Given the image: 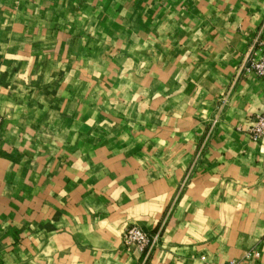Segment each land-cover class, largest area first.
Returning <instances> with one entry per match:
<instances>
[{
  "label": "crops",
  "instance_id": "1",
  "mask_svg": "<svg viewBox=\"0 0 264 264\" xmlns=\"http://www.w3.org/2000/svg\"><path fill=\"white\" fill-rule=\"evenodd\" d=\"M263 39L264 0H0V264H264Z\"/></svg>",
  "mask_w": 264,
  "mask_h": 264
},
{
  "label": "built area",
  "instance_id": "2",
  "mask_svg": "<svg viewBox=\"0 0 264 264\" xmlns=\"http://www.w3.org/2000/svg\"><path fill=\"white\" fill-rule=\"evenodd\" d=\"M258 47L253 51L247 60L246 69L256 73L260 77H264V39L258 40ZM257 56V57H256ZM3 118L0 114V144L2 133ZM243 132L248 134L253 140L258 141L264 137V112L255 114L249 122L240 128ZM157 239L156 235L150 234L138 226H131L124 233V244L128 247H137L145 250L150 247ZM225 264H240L239 261L232 259Z\"/></svg>",
  "mask_w": 264,
  "mask_h": 264
},
{
  "label": "rangeland",
  "instance_id": "3",
  "mask_svg": "<svg viewBox=\"0 0 264 264\" xmlns=\"http://www.w3.org/2000/svg\"><path fill=\"white\" fill-rule=\"evenodd\" d=\"M0 114H1V113H0ZM1 115H2V114H1ZM2 118H3V116H2ZM132 226H138V227H141L140 225H136V224H135V225H132ZM141 228H142V227H141ZM143 229H144V228H143ZM126 231H127V230H126ZM126 231H125V232H126Z\"/></svg>",
  "mask_w": 264,
  "mask_h": 264
}]
</instances>
